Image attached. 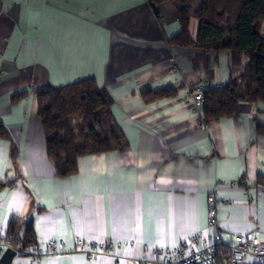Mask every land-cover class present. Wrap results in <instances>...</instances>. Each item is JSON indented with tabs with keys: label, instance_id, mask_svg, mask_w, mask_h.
<instances>
[{
	"label": "crops",
	"instance_id": "1",
	"mask_svg": "<svg viewBox=\"0 0 264 264\" xmlns=\"http://www.w3.org/2000/svg\"><path fill=\"white\" fill-rule=\"evenodd\" d=\"M157 11L147 0H0V243L12 223L20 238L30 223L40 259L11 264H160L164 249L211 242V192L223 241L264 236V103L220 120L191 100L193 88L237 79L247 58L171 44L176 12L165 2ZM85 79L109 92L125 147L81 156L75 175L61 178L34 92ZM168 87L171 97L141 95Z\"/></svg>",
	"mask_w": 264,
	"mask_h": 264
},
{
	"label": "trees",
	"instance_id": "2",
	"mask_svg": "<svg viewBox=\"0 0 264 264\" xmlns=\"http://www.w3.org/2000/svg\"><path fill=\"white\" fill-rule=\"evenodd\" d=\"M164 2L173 6L181 28L171 44L214 54L229 51L235 62L239 57L247 58L244 72L237 79L203 93L206 119L233 116L241 103H264V36L259 35L264 0H147L156 16L157 6ZM192 20L198 26L195 39L190 34ZM34 94L46 155L56 176L75 175L81 156L125 147L111 115L113 100L109 92L96 87L93 79L63 87L47 86ZM141 95L150 102L173 96V88L144 89ZM5 138L7 131L0 122V139ZM18 228V223H12L3 243L17 251L34 249L30 223L21 238L16 237Z\"/></svg>",
	"mask_w": 264,
	"mask_h": 264
},
{
	"label": "built area",
	"instance_id": "3",
	"mask_svg": "<svg viewBox=\"0 0 264 264\" xmlns=\"http://www.w3.org/2000/svg\"><path fill=\"white\" fill-rule=\"evenodd\" d=\"M213 89L208 87L207 84L204 87H196L191 91V100L197 104L204 102L203 93L206 90ZM200 128H205L204 122L198 123ZM238 181H234L229 184L231 187H236ZM207 205V225L211 230V242L204 244L198 250H193L187 246L174 247L170 249H164L161 253L160 264H219V251L224 252L223 261L225 264H264V236L254 235L247 233L244 236H232L228 241H223L220 238V232L217 226V198L216 194L211 192L206 197ZM198 235L192 237V240H196ZM78 244L81 241L76 240ZM51 248H56V243L52 240L48 241ZM189 247V246H188ZM12 248L4 243H0V255L7 249ZM94 248L96 245L94 244ZM16 255L29 256L34 263L39 262V255L36 252L29 251H17L12 248ZM91 249V248H90ZM87 253H93L91 250ZM96 254V252H95ZM126 264H145L140 259H126Z\"/></svg>",
	"mask_w": 264,
	"mask_h": 264
},
{
	"label": "water",
	"instance_id": "4",
	"mask_svg": "<svg viewBox=\"0 0 264 264\" xmlns=\"http://www.w3.org/2000/svg\"><path fill=\"white\" fill-rule=\"evenodd\" d=\"M15 256L16 253L12 248L5 249L0 256V264H11V261Z\"/></svg>",
	"mask_w": 264,
	"mask_h": 264
},
{
	"label": "rangeland",
	"instance_id": "5",
	"mask_svg": "<svg viewBox=\"0 0 264 264\" xmlns=\"http://www.w3.org/2000/svg\"><path fill=\"white\" fill-rule=\"evenodd\" d=\"M259 35L264 36V22H262V26H261Z\"/></svg>",
	"mask_w": 264,
	"mask_h": 264
}]
</instances>
